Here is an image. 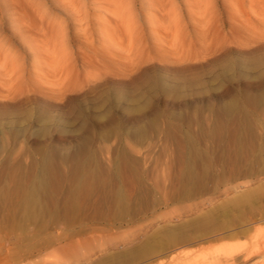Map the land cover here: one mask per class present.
Segmentation results:
<instances>
[{
  "label": "rangeland",
  "instance_id": "374dc122",
  "mask_svg": "<svg viewBox=\"0 0 264 264\" xmlns=\"http://www.w3.org/2000/svg\"><path fill=\"white\" fill-rule=\"evenodd\" d=\"M98 263L264 264V0H0V264Z\"/></svg>",
  "mask_w": 264,
  "mask_h": 264
},
{
  "label": "bare ground",
  "instance_id": "6f19581e",
  "mask_svg": "<svg viewBox=\"0 0 264 264\" xmlns=\"http://www.w3.org/2000/svg\"><path fill=\"white\" fill-rule=\"evenodd\" d=\"M37 180V179H36ZM98 264H103V263H98Z\"/></svg>",
  "mask_w": 264,
  "mask_h": 264
}]
</instances>
